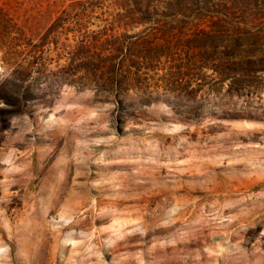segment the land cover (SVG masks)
<instances>
[{"label":"rangeland","instance_id":"1","mask_svg":"<svg viewBox=\"0 0 264 264\" xmlns=\"http://www.w3.org/2000/svg\"><path fill=\"white\" fill-rule=\"evenodd\" d=\"M0 264H264V0H0Z\"/></svg>","mask_w":264,"mask_h":264}]
</instances>
